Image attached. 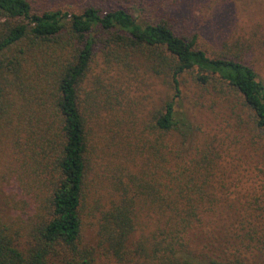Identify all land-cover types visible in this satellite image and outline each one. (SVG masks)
I'll return each mask as SVG.
<instances>
[{"label":"rangeland","instance_id":"rangeland-1","mask_svg":"<svg viewBox=\"0 0 264 264\" xmlns=\"http://www.w3.org/2000/svg\"><path fill=\"white\" fill-rule=\"evenodd\" d=\"M28 1L37 12L56 8L78 11L94 5L102 11L125 8L138 21H163L178 35L195 34L196 46L208 56L240 58L264 83V0ZM68 43L65 34L57 43L29 45L22 39L15 46L23 49L20 54L17 51L16 71L4 62L0 66V88L10 115L7 120L0 112V224L17 229L21 242L51 183L52 149L42 152L41 127L60 130L56 119L53 123L41 116L30 100L41 95L42 111L51 110V92L63 59L68 57ZM9 51L8 55L14 54ZM124 62H106L100 44H96L77 92L91 162L87 205L106 207L109 181L119 174L124 180L135 176L151 184L153 179L161 183L136 199L129 237V245H133L141 237L158 240L164 236L166 216L158 207L173 204L171 197L161 195L166 192L162 147L159 151L150 148L161 141L149 127L172 89L168 77L143 71L139 59L126 58ZM193 75L191 70L178 76L180 93L175 105L190 124L192 147L188 150L187 140L180 143L176 133L167 141L176 149L172 164L190 151L193 167L188 166L187 174L193 177V194L186 197L196 209L193 216L187 215L188 223L178 233L179 243L156 252V256L175 263L264 264L258 240L264 232V133L253 126L248 111L212 87L199 85ZM184 198L174 204H184ZM97 216L91 207L82 213L79 245L92 248V264H116L95 245Z\"/></svg>","mask_w":264,"mask_h":264},{"label":"trees","instance_id":"trees-1","mask_svg":"<svg viewBox=\"0 0 264 264\" xmlns=\"http://www.w3.org/2000/svg\"><path fill=\"white\" fill-rule=\"evenodd\" d=\"M63 34L69 40V52L51 92V110L42 111L41 95L30 100L41 116L53 123L56 119L60 128L57 132L42 125L39 135L42 152L52 149L50 188L42 202L37 203L23 242L19 241L17 229L11 230L0 224V264H92V248L79 245L81 216L87 207L95 208L98 213L96 247L116 264H190L156 256V252L170 250L179 243L178 233L187 225V215L193 216L196 209L190 204L192 199L186 197V194H193V177L187 174L188 166L193 167L190 151L186 150V154L174 159L172 164L176 149L167 141L176 133L180 143L187 140L188 150L192 147L190 124L184 114L175 109L180 93L178 76L193 70V78L199 85L212 87L220 95L233 99L239 109L248 111L253 126L261 133H264V83L240 58L208 56L196 46L195 34L178 35L163 21H138L122 7L102 11L87 5L78 11L56 8L37 12L28 0H0V66L4 62L16 71L17 51L20 54L23 49L15 46L22 39L29 45L57 43ZM96 44H100L106 62L113 60L126 64V58L139 59L143 71L168 77L170 81L172 94L156 111L149 126L151 134L162 143L150 144L154 151L162 147L160 161L164 163L161 168L165 171L166 192L161 195L166 194L167 199L171 197L173 203L158 207V211L161 213V209L166 216L164 236L158 240L154 236L141 237L129 245L136 199L138 195L147 196L154 185H161L158 179L151 180L155 182L151 184L141 177L124 180L122 174L113 176L108 184L110 199L107 206L87 205L86 183L91 162L77 91ZM8 51L14 54L8 55ZM6 106L0 88V112L9 120ZM157 191L160 193L158 188ZM179 197H185L180 206L174 204ZM258 240L264 250V232Z\"/></svg>","mask_w":264,"mask_h":264}]
</instances>
